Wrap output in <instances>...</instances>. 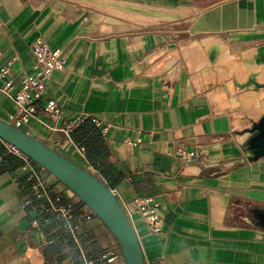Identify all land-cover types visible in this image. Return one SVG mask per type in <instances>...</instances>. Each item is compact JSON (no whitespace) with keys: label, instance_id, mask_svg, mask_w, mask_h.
Here are the masks:
<instances>
[{"label":"crops","instance_id":"0c3cea01","mask_svg":"<svg viewBox=\"0 0 264 264\" xmlns=\"http://www.w3.org/2000/svg\"><path fill=\"white\" fill-rule=\"evenodd\" d=\"M139 6L155 20L134 17ZM39 37L62 49L67 64L21 130L36 132L115 192L145 264L161 257L264 264V232L247 222L252 208L264 207V158L249 163L241 148L264 114V92L240 89L248 75L264 83V0H0V62L10 66L5 81L16 88L34 72L31 46ZM212 42L227 49L215 51ZM5 81L0 119L13 125L18 107L2 90ZM52 100L63 112L58 119L44 112ZM78 119L101 124L111 150L103 175L65 130ZM137 139V147L126 142ZM179 149L199 157L186 162L176 157ZM23 160L0 174V264H74L78 253L96 260L120 249L96 217L75 235L67 232L49 203L34 197L29 176L40 167ZM40 179L77 212L92 213L47 171ZM147 196L160 204L164 235L129 214L133 201Z\"/></svg>","mask_w":264,"mask_h":264},{"label":"built area","instance_id":"2783aa9c","mask_svg":"<svg viewBox=\"0 0 264 264\" xmlns=\"http://www.w3.org/2000/svg\"><path fill=\"white\" fill-rule=\"evenodd\" d=\"M31 49L34 56V72L24 76L19 88H16L11 81H5L9 76L10 66L0 62V83L5 81L2 90L13 94V99L18 107V111L12 117V121L13 126L20 130L37 115V103L44 96L47 83L55 73L63 71L67 64V58L63 50L60 48H52L49 43L41 37L33 42ZM44 112L52 119H58L63 113L59 104L53 100L46 104ZM82 121L83 119H78L68 124L65 127L66 132L71 134L79 127ZM93 122L97 127L101 126L97 121L93 120ZM126 142L133 147L141 145L140 139L134 141L127 140ZM7 147L11 153L22 156V153L14 147L9 145H7ZM78 152L83 157H86V149L84 147L80 146ZM176 157L190 162L198 158L199 154L195 151L179 149L176 152ZM43 172H45V170L40 167L38 172L32 171L30 173L29 178L36 180L32 186L34 197L38 200L47 201L50 205L48 212L56 214L58 219L63 221L66 231L75 235L76 232H79L84 226L92 222L95 216L92 213L77 212L75 205L72 203H64L62 194L56 192L51 185L40 179ZM113 193L115 194L114 191ZM26 204H30V201ZM129 214L131 216L139 215L150 233L157 235L165 234V220L160 213V204L154 197L147 196L135 199ZM52 243L53 242L50 240L45 241L46 246H50ZM83 259L84 264H124V258L120 249H110L96 260H88L84 256ZM153 264L172 263L166 257H161Z\"/></svg>","mask_w":264,"mask_h":264},{"label":"water","instance_id":"95a60500","mask_svg":"<svg viewBox=\"0 0 264 264\" xmlns=\"http://www.w3.org/2000/svg\"><path fill=\"white\" fill-rule=\"evenodd\" d=\"M241 89L264 90L255 76ZM0 140L53 175L72 191L115 238L124 264H145L138 236L117 196L92 172L38 140L36 132H24L0 119ZM241 148L249 163L264 158V114L244 133ZM247 222L264 232V207L250 210Z\"/></svg>","mask_w":264,"mask_h":264},{"label":"trees","instance_id":"16d2710c","mask_svg":"<svg viewBox=\"0 0 264 264\" xmlns=\"http://www.w3.org/2000/svg\"><path fill=\"white\" fill-rule=\"evenodd\" d=\"M71 139L75 144L86 149V160L88 164L92 166L98 172V174L103 175L102 166L110 157L111 150L100 128H98L92 120H87L71 133ZM0 157L2 159L0 162V174L14 172L23 165L24 157L27 158L24 154H22V156H18L14 153H11L7 147V144L1 140ZM95 176L101 180L99 175ZM74 264H84V259L79 256V253L76 255V261Z\"/></svg>","mask_w":264,"mask_h":264},{"label":"bare ground","instance_id":"6f19581e","mask_svg":"<svg viewBox=\"0 0 264 264\" xmlns=\"http://www.w3.org/2000/svg\"><path fill=\"white\" fill-rule=\"evenodd\" d=\"M135 11L138 13V16H139V14H140L139 12H142V13H143V12H148V11H146L145 8H142V7H140V6H139V7H136ZM138 11H139V12H138ZM162 11H163V10H162ZM136 15H137V14H136ZM139 17H140V16H139ZM148 19H149V18H148ZM142 20H143V19H142ZM224 44H225V43H224ZM228 45H229V44H228ZM191 47H194V46L192 45ZM208 47H210V48L213 47L215 51H220V50L227 49L224 45H220V44L217 45V43H215V42H214V43L212 42V43L208 44ZM224 51H225V50H224ZM226 51H227V50H226ZM227 56H229V55L227 54ZM230 56H231V55H230ZM256 71H257V70H255V72H256ZM258 71H259V70H258ZM232 73H233V72H232ZM251 73H252V72H251ZM251 73H250V74H251ZM253 73H254V72H253ZM256 73H257V72H256ZM259 73H260V72H259ZM260 74H261V73H260ZM234 75H235V74H234ZM235 76H236V75H235ZM254 76H255V75H254ZM259 76H260V75H259ZM248 78H249V75H248ZM248 78H247V79H248ZM258 78H260V77L257 76V79H258ZM255 79H256V77H255ZM237 80H238V79H237ZM232 82H233V80H232ZM238 82H239V81H238ZM259 82H260V81H259ZM236 83H237V82H236ZM244 84H245V83H244ZM229 85H230V84H229ZM242 85H243V84H242ZM240 89H241V88H240ZM240 91H242V90H240ZM262 91L264 92L263 89H261L260 91H256V94H257V93H261ZM228 92H229V91H228ZM253 92H254V91H253ZM250 93H251V92H250ZM232 94H233V93H232ZM241 94H242V93H241ZM246 94H247V93H246ZM236 95H237V94H236ZM239 95H240V93H239ZM217 96H219L218 98H222L223 96H225V92H224V90H223V91H218V95H217ZM241 96H242V95H241ZM241 96H240V97H241ZM228 98H229V97H228ZM262 98H263V97H262ZM262 100H263V99H262ZM221 102H222V101H221ZM224 102H225V101H224ZM263 102H264V101H263Z\"/></svg>","mask_w":264,"mask_h":264},{"label":"rangeland","instance_id":"374dc122","mask_svg":"<svg viewBox=\"0 0 264 264\" xmlns=\"http://www.w3.org/2000/svg\"><path fill=\"white\" fill-rule=\"evenodd\" d=\"M139 13H140L139 14L140 17L138 15H136V14L134 15V17H137L140 22H145L146 20H149V21H154L155 20L153 17L148 16L147 12H143V13L142 12H139ZM120 14H124V12H121Z\"/></svg>","mask_w":264,"mask_h":264}]
</instances>
